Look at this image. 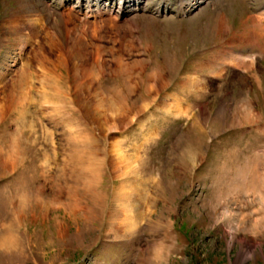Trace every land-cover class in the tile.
<instances>
[{
  "label": "rangeland",
  "instance_id": "rangeland-1",
  "mask_svg": "<svg viewBox=\"0 0 264 264\" xmlns=\"http://www.w3.org/2000/svg\"><path fill=\"white\" fill-rule=\"evenodd\" d=\"M120 1L0 0V264H264V0Z\"/></svg>",
  "mask_w": 264,
  "mask_h": 264
},
{
  "label": "bare ground",
  "instance_id": "bare-ground-1",
  "mask_svg": "<svg viewBox=\"0 0 264 264\" xmlns=\"http://www.w3.org/2000/svg\"><path fill=\"white\" fill-rule=\"evenodd\" d=\"M255 26L258 28L264 29V26L261 27V25H259L258 23H255ZM5 246H7V244Z\"/></svg>",
  "mask_w": 264,
  "mask_h": 264
}]
</instances>
